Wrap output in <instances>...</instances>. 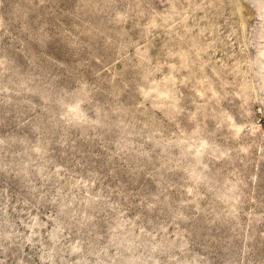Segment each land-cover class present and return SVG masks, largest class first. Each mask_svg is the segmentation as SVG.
<instances>
[{"label":"rangeland","instance_id":"1","mask_svg":"<svg viewBox=\"0 0 264 264\" xmlns=\"http://www.w3.org/2000/svg\"><path fill=\"white\" fill-rule=\"evenodd\" d=\"M0 264H264V0H0Z\"/></svg>","mask_w":264,"mask_h":264}]
</instances>
